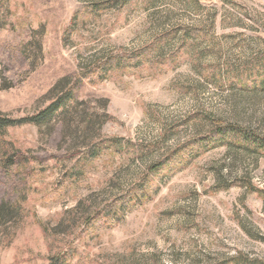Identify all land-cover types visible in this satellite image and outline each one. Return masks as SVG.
<instances>
[{
  "label": "rangeland",
  "instance_id": "374dc122",
  "mask_svg": "<svg viewBox=\"0 0 264 264\" xmlns=\"http://www.w3.org/2000/svg\"><path fill=\"white\" fill-rule=\"evenodd\" d=\"M174 29L155 57L137 58ZM109 57L131 65L78 79ZM262 64L264 0H0V114H36L68 76L94 120L87 129L77 118L72 133L63 121L8 130L37 162L10 177L0 170V201L22 208L0 232V264H48L60 253L69 264H264V195L249 189H264L262 156L223 146L189 158L190 147L140 203H112L214 122L264 136V83L243 84ZM97 139L127 149L85 160L83 144Z\"/></svg>",
  "mask_w": 264,
  "mask_h": 264
},
{
  "label": "trees",
  "instance_id": "16d2710c",
  "mask_svg": "<svg viewBox=\"0 0 264 264\" xmlns=\"http://www.w3.org/2000/svg\"><path fill=\"white\" fill-rule=\"evenodd\" d=\"M178 31L179 30L174 29L158 35L150 44L143 46L139 50L137 58L144 55L149 56L148 58L155 57L156 52H158L166 43L176 38ZM113 58L109 57L104 60L102 67L93 66V70H91L92 68L87 69L86 72L84 71L81 73V76L78 79L82 80L86 78L89 73H92V71L98 68L99 70L102 69L105 71L112 68L126 70L128 66L131 65L128 63V59L122 57L120 59ZM138 61L139 60L136 62L137 64L139 63ZM262 65L263 66L256 71L255 80H249L243 84L246 83L247 85H252V87L262 85L264 83V64ZM243 87L245 88L247 86ZM48 98L49 103L47 106L34 115L21 118H9L0 114V170L7 177L12 176L13 174H18L20 171L24 172V170L28 169L30 163L37 162L36 158L20 155V150L15 146L14 142L7 139L9 129L23 125H33L36 126L38 130L48 127V131H52L56 124L63 121L66 122L65 124L67 125L65 129H68L69 132L72 133V128H69V126L73 122L76 124V122H78L76 121L77 118L86 122V125H88L86 126L87 129L93 128V118L91 116L85 118L86 114H82L83 112L79 109V103L74 96L73 83L70 77L64 76L55 82L48 92ZM214 123L215 127L208 134L192 138L191 140L178 145L171 152L162 155L159 160L150 164L146 169V173L135 183V186L129 188L123 196L116 198L114 202H112L113 206H117L116 210L118 211L121 206H134L140 203V201L150 194L148 185L153 177L159 173L160 169L168 167L169 162L172 159H176V157H178L177 155H180L182 151H185L187 148L194 146L197 147V151L193 152L189 158L196 157L200 153L206 152L209 149L223 146L264 157L263 135L255 134L253 131L236 124H227L223 122ZM84 145L85 144H83L85 149V152L83 153L84 159L89 161L97 158L103 150L112 149L114 152H120L122 149H127L126 146H123V148L121 143L114 140L97 139L88 147H85ZM194 149L195 148H193V150ZM162 173L167 175L166 171ZM149 188L151 187L149 186ZM249 189L264 195V189L255 190L251 187ZM99 212L100 211H96V214ZM110 215L113 217L112 215H116V212H108V214H105L104 216L109 217ZM86 217L88 218V216ZM93 217L97 220L102 218L100 216ZM21 220L22 208L19 202L0 201V232H6L9 225H13ZM88 220L89 219L84 221V223H86L85 227L87 226ZM48 264H69L67 253L50 256Z\"/></svg>",
  "mask_w": 264,
  "mask_h": 264
}]
</instances>
